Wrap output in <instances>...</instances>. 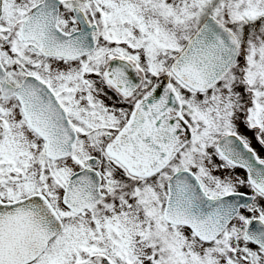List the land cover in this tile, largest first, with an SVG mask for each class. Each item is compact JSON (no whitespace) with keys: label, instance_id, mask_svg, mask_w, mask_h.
Here are the masks:
<instances>
[{"label":"snow or ice","instance_id":"snow-or-ice-1","mask_svg":"<svg viewBox=\"0 0 264 264\" xmlns=\"http://www.w3.org/2000/svg\"><path fill=\"white\" fill-rule=\"evenodd\" d=\"M0 264H264V0H0Z\"/></svg>","mask_w":264,"mask_h":264}]
</instances>
